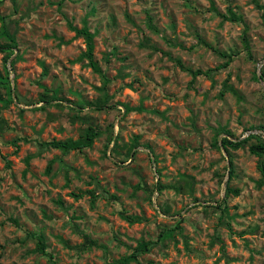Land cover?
Segmentation results:
<instances>
[{
	"label": "rangeland",
	"instance_id": "1",
	"mask_svg": "<svg viewBox=\"0 0 264 264\" xmlns=\"http://www.w3.org/2000/svg\"><path fill=\"white\" fill-rule=\"evenodd\" d=\"M59 1L0 3V41H7L4 23L17 43L0 51V264H111L141 238L158 240L129 264H264L257 157L248 144L230 149L229 185L238 193L222 201L221 215L215 205L224 198L228 155L212 146L218 129L232 139L264 137V21L257 6L264 0ZM84 20L110 79V107L103 109L71 107L96 98L101 84L86 60H76L85 43L68 22L81 27ZM214 49L233 56L209 76L192 78L177 62L217 67L225 58ZM47 89L57 95L49 103L40 100L51 95ZM123 104L136 109L125 113ZM110 123L117 144L105 148ZM88 124L101 131L90 147L63 154L39 145L76 139ZM181 173L193 178L185 192L154 190L157 181L177 184ZM120 212L142 220L130 224ZM163 228L173 231L159 240ZM80 232L96 245L82 248ZM39 233L51 258L35 250Z\"/></svg>",
	"mask_w": 264,
	"mask_h": 264
},
{
	"label": "trees",
	"instance_id": "2",
	"mask_svg": "<svg viewBox=\"0 0 264 264\" xmlns=\"http://www.w3.org/2000/svg\"><path fill=\"white\" fill-rule=\"evenodd\" d=\"M15 0H12V2L14 3ZM60 0L58 2V5L61 4ZM3 0H0V3H2ZM258 8L262 9V19L264 21V4H257ZM231 16V20H234V13L229 10ZM223 17H225V15H223ZM149 18V17H148ZM151 19L149 18V21ZM68 26L71 30L74 31V35L76 37H82L83 41L85 43V49L79 54V56L76 58V60H86V65L91 67L93 71H95L96 73H98L100 75L101 78V84L98 86H95V89L98 91V96L92 100H86L84 103H76V104H71V107L73 108H79V109H83V107L85 105H89L92 106L93 108L96 109H103L106 107H110V99L112 98V95H110L108 93V84L110 83V79L107 77V75L102 71L101 66L99 65L98 61L95 59L94 57V48H95V43H94V37H95V31H91L90 28L88 27L86 20L83 21V25L81 27L75 26L73 24H71L70 22H68ZM1 32H3L5 34V36L7 37V41H5L4 43H2L0 41V51L1 52H7L8 49H12V48H16V38L14 33H9L7 29H5V24H2V30ZM201 41V40H200ZM202 43H204V41H201ZM205 44V43H204ZM245 46L248 48L247 43H245ZM220 56L225 58V61L222 65H219L217 67L214 68H207L206 70H202V69H190L188 67H185L179 60H177L178 64L180 65L181 68L185 69L186 71H188L192 78H195L197 75L202 74L205 76H209L210 73L214 70H217L218 68L227 66L229 64V62L231 61V58L233 56V54L231 53H226L223 51H219L217 49H214ZM9 55L8 53L3 55V61L7 62ZM42 63V67H43V71H42V76L46 75L47 69L44 66L43 62ZM260 74L259 77L264 81V64H262L260 66ZM257 77V76H256ZM231 85L225 83L224 84V89H230ZM50 90V89H47ZM52 93L50 96H47L48 91H45L44 94L41 96V101H44L45 103H49V101L53 98H55L57 95L55 93L54 90H50ZM223 93V91H222ZM221 95V94H220ZM123 107L125 109V113L131 111V110H135V107H131L127 104H123ZM80 112V110H78ZM77 116V115H76ZM79 117V116H78ZM81 118V117H79ZM108 129L111 132V135L109 136L108 140L106 141V143L104 144V147L107 148L109 146V144L111 143V141H114V145L113 147L117 144L116 142V136L114 137L112 135V124L110 123ZM264 132V128H259ZM101 131L100 129H98L96 126L92 125V124H88L86 127H84L78 138L73 139V138H67L64 140H56V139H51L48 141H43L40 142L39 145L41 147H53V148H57L59 149L63 154L68 153L70 150H82L84 148L90 147L94 140L100 135ZM224 133L223 136L219 137V134ZM231 133L230 131H227L225 129H218L215 131L214 135H213V141H212V146L217 147V148H223L228 155V163H229V167L227 169L228 172V178L225 182V192H224V198L221 199L220 202H217L215 207L217 209L220 210V214H224L227 212V208L226 205L222 203L226 201V198L231 194H237L238 190L231 187L229 185V182L234 174V168H233V160L231 158V154H230V149H238L240 147H243L244 145L248 144V149L249 152L251 154H253L254 156L257 157V166L258 169L261 173V175L264 177V137L262 136L261 133H249L248 135H246L245 137L241 138V139H232L231 138ZM138 145L137 142V138L135 137L133 139V142L131 143L129 149H128V154H130L131 149H133L134 147H136ZM148 146V145H147ZM29 157H27L26 160H28ZM50 163L47 165V171L50 170ZM158 174H160L159 169L157 170ZM192 179L190 176H188L187 174L181 173L180 174V181L177 184H165V183H161L160 181H157L154 185V190L157 191L158 193H160L164 188H173L176 192H185V188L190 187L192 185ZM191 188H190V193H191ZM89 193L91 194L92 199H95L96 196L94 194V191H89ZM76 196V194H73ZM195 199V198H194ZM223 204V205H222ZM162 213H168V207L167 206H160L159 207ZM120 215L122 218H124L128 223L132 224L135 222H140L142 220V218L140 216L137 215H127L123 212H120ZM174 228H178L180 229V225L176 224L174 226ZM173 231V228H163L160 231V234L158 235L159 240L164 238V236H167L169 234H171ZM83 241L81 244V247H90L92 245H96V241L94 239H91L89 237L88 234L84 233V232H80ZM36 239V246H35V250L37 252H41L43 254H46L49 256V258H51L52 254L50 252L46 251V243H45V238L42 234H37L34 236ZM158 240V239H157ZM156 241H151V240H144V239H139L136 243V245L131 248L130 252H128L127 254L123 255L122 257L118 258V259H113L111 261V264H129L131 261H135V262H139V256L140 254L147 252L150 250L152 245L156 244Z\"/></svg>",
	"mask_w": 264,
	"mask_h": 264
},
{
	"label": "water",
	"instance_id": "3",
	"mask_svg": "<svg viewBox=\"0 0 264 264\" xmlns=\"http://www.w3.org/2000/svg\"><path fill=\"white\" fill-rule=\"evenodd\" d=\"M262 65V64H261ZM224 150V149H223ZM225 151V150H224Z\"/></svg>",
	"mask_w": 264,
	"mask_h": 264
}]
</instances>
